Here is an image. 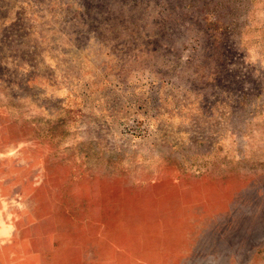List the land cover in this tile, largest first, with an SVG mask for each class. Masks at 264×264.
<instances>
[{
	"label": "rangeland",
	"instance_id": "374dc122",
	"mask_svg": "<svg viewBox=\"0 0 264 264\" xmlns=\"http://www.w3.org/2000/svg\"><path fill=\"white\" fill-rule=\"evenodd\" d=\"M0 264H264V0H0Z\"/></svg>",
	"mask_w": 264,
	"mask_h": 264
}]
</instances>
